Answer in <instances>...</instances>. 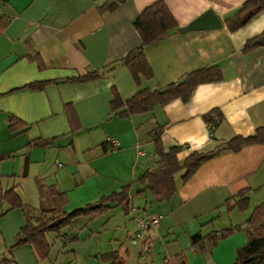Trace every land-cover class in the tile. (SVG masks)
Segmentation results:
<instances>
[{
	"label": "crops",
	"instance_id": "1",
	"mask_svg": "<svg viewBox=\"0 0 264 264\" xmlns=\"http://www.w3.org/2000/svg\"><path fill=\"white\" fill-rule=\"evenodd\" d=\"M248 1L0 0V213L8 207L1 195L9 190L30 214L42 205L38 185L66 194L62 208L43 200L55 213L100 208L102 198L130 187L127 207L106 204L47 233L50 250L43 259L30 245L14 247L27 217L22 209L7 211L0 218L1 264L236 263L238 251L248 243L247 221L264 204V145L222 151L184 184L179 173L177 193L165 202H154L137 180L157 167L152 135L158 129L165 153L180 148L181 165L192 152L207 154L264 127V47L242 53L247 41L264 34V10L236 31L226 24ZM157 2L166 5L180 32L171 31L145 48L153 78L136 85L121 60L141 46L134 22ZM111 6L115 8L109 11ZM208 13L221 27L189 30ZM207 67H218L222 80L196 86L187 103L176 99L128 118L110 111L113 87L127 100ZM94 71L104 78L68 81ZM37 82L50 83L42 91L22 89ZM67 105L78 117L74 133ZM213 110L222 114L220 122L213 123ZM10 116L26 126L10 131ZM59 136L64 137L55 141ZM37 138L55 140L46 148L28 146ZM62 157L65 164H52ZM20 179L27 182L22 192ZM241 195L248 200L244 211L235 205ZM140 217L159 219L158 227L145 234V243L136 239ZM232 227L241 231L214 246L207 241L192 245L194 235Z\"/></svg>",
	"mask_w": 264,
	"mask_h": 264
},
{
	"label": "trees",
	"instance_id": "2",
	"mask_svg": "<svg viewBox=\"0 0 264 264\" xmlns=\"http://www.w3.org/2000/svg\"><path fill=\"white\" fill-rule=\"evenodd\" d=\"M115 6L109 7V11ZM264 10V0H249L243 5L242 10L234 16V18L226 22L230 31H236L243 27L257 13ZM134 28L138 33L142 44L141 46L128 54L121 64H123L130 73L134 83L139 85L141 80H150L153 78V71L148 64L144 50L149 45L165 40L171 31H179L178 25L163 2H157L144 9L134 22ZM259 47H264V34L253 38L245 43L242 53L247 54ZM38 69H43L44 65L39 58L36 59ZM104 75L99 72H90L83 76L70 78L68 81L74 83H85L88 81L103 79ZM183 78L186 82L180 86L170 84L163 89L150 91L143 90L135 94L133 97L124 100L120 96L118 90L113 87L111 89V100L109 103L110 111L116 113L120 118H128L134 115L146 114L151 112L156 106H164L173 100L180 99L183 103H187L190 99L194 88L200 84L215 83L222 80V75L218 67H207L190 74ZM50 82H37L25 85L22 89L29 91H42ZM66 118L68 120L71 133L79 129L78 117L72 108L67 105L64 107ZM215 114L213 123L222 120V114L218 110H213ZM10 131H16L24 128V124L14 116L9 117ZM55 139L37 138L28 144L31 147L46 148L53 143ZM154 145V155L157 160V167L153 171H149L137 180V184L144 188L150 198L157 203L170 200L177 193L175 184V176L181 175V183H186L199 168L212 158H206L205 153L192 152L184 162L180 165L177 155L180 152L179 147H172L167 153L164 152L161 143V131L158 129L152 135ZM227 151L237 153L245 147L254 145H264V127L255 130L254 134L242 137L235 136L227 143ZM8 156V155H7ZM3 156L2 158H6ZM40 200L42 205L36 213L25 212V206L20 198L14 194L13 190L4 192L1 195L2 202L9 204V209H22L26 213L27 224L15 237L14 247L30 245L39 259L45 258L50 250L49 242L46 239L47 233H57L61 229L70 225L75 217L90 216L102 208H106V204H118L127 207L128 195L130 187H124L120 193L113 194L108 198L100 200V208H93L94 205H88L84 208L76 209L70 213L64 211L55 213L54 209L43 204V200L47 199L54 202L59 207H64L67 204L66 194L57 191L53 187L43 188L38 185ZM139 192L138 194H141ZM240 199L235 202V205L240 211H244L247 207V198L244 195L239 196ZM47 214H50L49 216ZM2 212L0 216H2ZM60 219V223L54 227L50 224ZM250 233L248 234V243L238 251V259L234 264H244V261L255 257V260L247 264H264V204L256 207L247 221ZM240 227H232L221 230L220 232L202 237L197 234L191 237L192 245L207 241L211 246L216 245L219 241L226 239L234 233L241 231Z\"/></svg>",
	"mask_w": 264,
	"mask_h": 264
},
{
	"label": "water",
	"instance_id": "3",
	"mask_svg": "<svg viewBox=\"0 0 264 264\" xmlns=\"http://www.w3.org/2000/svg\"><path fill=\"white\" fill-rule=\"evenodd\" d=\"M221 27V23L220 21L216 18V16H214L211 13L206 14L200 21L196 22L195 24H193L189 30H203V29H209V28H219ZM186 82V79L183 78L181 79L178 83L177 86L182 85L183 83ZM228 149L227 144H223L222 146L216 148L215 150L207 153L205 155L206 158H214L215 156H217L220 152L225 151ZM99 207V206H97ZM60 223V219L56 220L55 222H53L52 224H50V227H54L56 225H58ZM255 260V257H251L247 260L244 261V264H247L251 261Z\"/></svg>",
	"mask_w": 264,
	"mask_h": 264
},
{
	"label": "built area",
	"instance_id": "4",
	"mask_svg": "<svg viewBox=\"0 0 264 264\" xmlns=\"http://www.w3.org/2000/svg\"><path fill=\"white\" fill-rule=\"evenodd\" d=\"M159 225V219L158 218H145L140 217L137 219V233H136V239L141 240L143 243H145L144 236L146 233H150L154 231Z\"/></svg>",
	"mask_w": 264,
	"mask_h": 264
},
{
	"label": "rangeland",
	"instance_id": "5",
	"mask_svg": "<svg viewBox=\"0 0 264 264\" xmlns=\"http://www.w3.org/2000/svg\"><path fill=\"white\" fill-rule=\"evenodd\" d=\"M70 133H71V132H70ZM72 133H74V132H72ZM94 136H95V135H94ZM94 136H93V137H94ZM63 137H64V136H62V137L59 136L58 138L56 137V138H55V139H56L55 141H57V140H59L60 138H63ZM63 142H64V141H63ZM58 145H60V144H58ZM71 154H73V152H72ZM54 157H55V156H53V158H54ZM64 158H65V157H62L61 159H58V160L55 158V160H52V164H53V163H54V165H57L58 163L65 164V161L63 160ZM53 161H54V162H53ZM48 164H50V161H49ZM55 167H56V166H55ZM55 167H54V169H55ZM22 182H23V181L20 179V180H19V184H20V188H19V189H20V192L25 191V188H26V185H27V182H26V181L23 182V183H22ZM17 184H18V183H17ZM29 184H30V183H29ZM24 185H25V186H24ZM33 194H34V192H33ZM136 200H137V197L135 196V201H136ZM4 206H8V207H7V208H4V210L2 211V214H3V215L0 216V218L6 216V215H4V214H5V213L7 212V210L9 209V204H8L7 202H5V205H4ZM13 210H14V209H13ZM222 246H223V245H222ZM225 246H226V245H224V247H225ZM1 248L4 249L3 247H1ZM221 252H222V251L217 252L216 255H218V254L221 253ZM0 253H1V251H0ZM0 255H1V254H0ZM2 257H3V256H0L1 259H3ZM6 257L9 258L10 256H9V255H6ZM1 259H0V260H1ZM1 263H2V262L0 261V264H1Z\"/></svg>",
	"mask_w": 264,
	"mask_h": 264
}]
</instances>
